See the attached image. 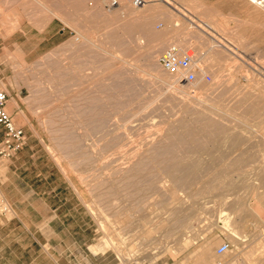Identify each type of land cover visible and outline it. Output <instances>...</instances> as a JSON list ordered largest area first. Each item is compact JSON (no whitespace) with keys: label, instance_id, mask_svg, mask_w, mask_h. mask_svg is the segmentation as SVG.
<instances>
[{"label":"rangeland","instance_id":"rangeland-1","mask_svg":"<svg viewBox=\"0 0 264 264\" xmlns=\"http://www.w3.org/2000/svg\"><path fill=\"white\" fill-rule=\"evenodd\" d=\"M105 1L0 0V81L8 112L25 133L11 158L16 208L0 216V264H196L206 248V264H264V188L255 180L264 174V10L247 0H147L142 7L119 0L108 9ZM138 27L157 38L147 42ZM118 37L124 45L131 39L130 51L109 42ZM169 44L193 49L199 66L192 83L160 68ZM84 61L111 68L77 70L75 62ZM105 83L114 91H104ZM91 91L112 95V107L103 109L112 118L99 130L80 113V93ZM253 101L260 115L242 120ZM197 111L244 140L177 143L169 135L182 122L204 132L192 121ZM172 157L207 166L223 157L218 166L225 167L245 160L238 169L232 162L236 170L230 167L222 189L207 191L202 185L212 171L199 170L191 184L172 183L162 170V158ZM8 162L0 161L4 181ZM231 228L247 241L237 245ZM223 242L231 248L217 256Z\"/></svg>","mask_w":264,"mask_h":264},{"label":"bare ground","instance_id":"bare-ground-1","mask_svg":"<svg viewBox=\"0 0 264 264\" xmlns=\"http://www.w3.org/2000/svg\"><path fill=\"white\" fill-rule=\"evenodd\" d=\"M120 6V5H119ZM121 8H124V7H121ZM263 10H264V7H261ZM123 10V9H122ZM131 12V11H130ZM124 13V12H123ZM130 15H132V14H130ZM115 18V17H114ZM114 21H115V19H113ZM113 20H111V21H113ZM117 20V19H116ZM124 24H126L125 22H124ZM127 25V24H126ZM125 25V26H126ZM131 25V24H130ZM124 26V28H126ZM128 29V28H127ZM126 29V30H127ZM129 29H131V28H129ZM138 29H140L141 30V32H144V35H145V38H147L146 39V41L148 42H152L153 40H154V38H157V35H156V32L155 31H152V30H148V29H143V28H141V27H138ZM128 31V30H127ZM124 32H125V30H124ZM131 32H133L132 30H131ZM129 33H130V30L127 32V34L129 35ZM126 34V35H127ZM132 34V33H131ZM130 34V35H131ZM160 35V34H159ZM196 35V34H195ZM194 35V36H195ZM171 38V37H170ZM88 39V38H87ZM110 39V38H109ZM109 39L107 38V40L109 41ZM144 40V39H143ZM143 40L141 41H139L138 43L140 44L139 45V47H144V46H142L143 45ZM129 41H131V39L129 40ZM128 41V43H130V45H131V43L132 42H129ZM109 42H111V43H113L114 45H116V46H121L122 47V49H123V51H130V49L132 48L131 46H133V45H129V44H127V45H124V44H122L121 43V40H120V38L118 37V38H114V39H110V41ZM154 42V41H153ZM174 43H176L177 44V42H174ZM214 43V42H213ZM122 44V45H121ZM213 44H211V46H212ZM210 46V45H209ZM218 47V46H217ZM156 48H159V46L158 47H156ZM211 48V47H210ZM214 48V46H212V48L211 49H213ZM209 49V48H208ZM210 49V50H211ZM216 49V48H215ZM211 51H214L215 52V50H211ZM213 54V53H212ZM214 56H215V54H214ZM213 57V56H212ZM150 60H148V62H149ZM153 60H151V62H152ZM150 62V63H151ZM76 63V68H77V70H80V68H81V66H89L90 64H97V66L98 67H103V66H106V65H108L109 64V62H105V63H100V62H97V61H94V62H91V63H88V62H75ZM153 63H154V61H153ZM153 63H151V64H153ZM67 64V63H66ZM147 66H148V63H147ZM152 67L153 66H156L155 64H153V65H151ZM197 66H199V65H197ZM55 68H56V66H55ZM89 68H90V66H89ZM106 68L108 69V68H111V67H108V66H106ZM148 68H149V66H148ZM154 68V67H153ZM154 70V69H153ZM157 71H161L160 69L159 70H157ZM113 72V71H112ZM115 72V71H114ZM109 73H111L110 71H109ZM157 74L159 73V74H161L160 72H156ZM111 74H113V73H111ZM61 75V74H60ZM113 75H115V74H113ZM62 76V75H61ZM104 76H106V75H104ZM112 76V75H111ZM84 77H86L85 76V74L83 73V75H81V79L82 78H84ZM108 77H110V76H108ZM127 77V76H126ZM129 77V76H128ZM127 77V78H128ZM73 78L74 77H71V80L73 81ZM116 78H117V76H116ZM121 78V77H120ZM123 78V77H122ZM124 78H125V76H124ZM131 78V77H130ZM176 78V77H175ZM80 78L78 77V75H76L75 76V78H74V84H76V82H75V80H79ZM114 79V78H113ZM113 79H112V77H111V80L113 81ZM118 79H119V77H118ZM60 80H62V78H60ZM108 80V79H107ZM107 80H105V81H107ZM128 80V79H127ZM130 80V79H129ZM128 80V81H129ZM134 80V79H133ZM103 81V80H102ZM114 81H116V79L114 80ZM121 81V80H120ZM108 82V81H107ZM106 82V83H107ZM117 82V81H116ZM115 82V83H116ZM122 82V81H121ZM78 83V82H77ZM101 83V85H102V82H100ZM99 83V84H100ZM105 83V85L103 84V88L105 89H103L104 91H106V89L108 90L109 88H111L112 89V87H109V85L111 86V85H113L114 83L113 82H108V83H112V84H106ZM118 83V82H117ZM126 83H128V82H126ZM130 83H131V81H130ZM129 83V84H130ZM128 84V85H129ZM119 85V84H118ZM117 85V86H118ZM134 84H132V86H133ZM179 85V87H183L184 85H181V84H178ZM119 86H121V85H119ZM118 86V87H119ZM125 86V85H124ZM130 86V85H129ZM94 87H95V85H94ZM113 87L115 88V85H113ZM126 87V86H125ZM124 87V88H125ZM131 87V86H130ZM129 87V88H130ZM132 88V87H131ZM127 89H128V87H127ZM134 89V88H133ZM132 89V90H133ZM100 90V89H99ZM110 90V89H109ZM113 91H114V89H112ZM118 91H120V88L119 89H117ZM123 90V89H122ZM103 91V92H104ZM126 91V90H125ZM124 91V92H125ZM101 92H102V90H101ZM103 92H102V94H103ZM109 92V91H108ZM108 92L105 94V95H101V93L99 94L97 91H91V92H86V93H80V96H81V98H82V100H83V106H82V108L80 109V113L82 114V115H84V117H86L89 121H90V123H91V129H98V128H102V125L106 122V121H108V120H110L111 118L110 117H106V116H103V114H104V112L106 111H104L103 109H104V107H108V106H110V105H112V104H110V105H107L106 104V98H108V99H110L109 97H110V95L111 94H109L108 95ZM117 92V91H116ZM129 91H127V93H128ZM111 93H113L112 91H111ZM119 93V92H118ZM123 93V92H122ZM122 93H120V94H122ZM115 94V93H114ZM123 95V94H122ZM112 96V95H111ZM114 96V95H113ZM118 96L119 95H117V98H118ZM115 97V96H114ZM116 98V97H115ZM115 98H114V100H115ZM245 98V97H244ZM118 99H120V98H118ZM241 100V102L243 101L242 100V98L240 99ZM246 100V99H245ZM253 100V99H252ZM104 101H105V104L107 105V106H104ZM108 101V100H107ZM110 101H112V99H110ZM15 102V101H14ZM118 102V101H117ZM123 102H125L124 101V99H123ZM251 102V101H250ZM13 103V102H12ZM111 103V102H110ZM239 103H240V101H239ZM243 103V102H242ZM244 103H246L245 101H244ZM103 104V105H102ZM118 104V103H117ZM14 105V104H13ZM120 105V104H119ZM124 105V104H123ZM123 105H122V108H123ZM110 107H112V106H110ZM114 107H115V104H114ZM113 107V108H114ZM118 107V106H117ZM120 107V106H119ZM125 107V106H124ZM121 108V107H120ZM119 108V109H120ZM108 109H109V107H108ZM124 109V108H123ZM103 110V111H102ZM120 110H122V109H120ZM109 111H111V108H110V110ZM115 111V110H114ZM125 111V110H124ZM201 112V111H200ZM200 112H198L197 111V113H199V114H197L196 115V118H195V120H192V121H195L196 122V120H197V122H196V125L198 124V121H199V124H200V126H199V129H201V130H204V132L203 133H201V131H200V134H199V130H196L195 129V127H193L192 125H190L189 123H191V124H193L191 121L190 122H180L181 123V125H179V128H180V132L179 133H177L178 131H176V133H175V131H174V133H172V131H171V133H172V135H169V136H172V138H173V140H177L176 142L178 143V141L179 142H181V143H183V144H185L184 142H190L191 140H197L196 142H198V140H202V139H204V140H206L207 138H208V140L209 139H211V141L212 140H216V139H218L219 141H221V139H222V141H221V143L223 142V140H224V138L225 139H227V140H225V141H227V142H229L230 141V143L231 142H233V143H239L241 140H244V137L243 138H241L240 140H239V137H238V135H242V136H244L243 134H239L238 133V135H236L235 136V134H237V133H235L234 135H232L233 133H232V131H230L232 134H230L229 132H225V131H228V127L226 128L225 126H223L222 124H221V122L219 121V123H216V121H213L212 119H214V118H212V119H210L209 117H211V116H208V114L206 115V114H201V116H200ZM202 112H204L203 110H202ZM107 113L109 114V112L107 111ZM188 113V112H187ZM102 114V115H101ZM108 114H107V116H108ZM134 114V113H133ZM189 114H190V112H189ZM240 114H242L241 116H242V120L243 119H252V118H254V117H257V116H259L260 115V111H259V109H258V107H257V105H256V102L255 101H253L252 103H250L249 105H245L244 107H243V109H242V113H240ZM104 115H106V114H104ZM206 115V116H205ZM203 116V117H202ZM204 116L206 117V119H204ZM136 117H137V115H136ZM207 117L209 118V119H207ZM248 117H250V118H248ZM114 118V117H113ZM87 119H86V121H87ZM179 120V119H178ZM85 121V122H86ZM109 122V121H108ZM177 122V121H176ZM178 123V122H177ZM243 123V122H242ZM109 124V123H108ZM113 124V123H112ZM110 126H112V125H110ZM110 126L108 125V127L110 128ZM104 127V126H103ZM125 127V126H124ZM127 128V127H126ZM166 128H168V127H166ZM197 128V127H196ZM226 128V129H225ZM170 130H172L171 128H169ZM198 129V128H197ZM99 130V129H98ZM105 130H106V128H105ZM108 130V129H107ZM130 130V129H129ZM174 130H176L175 128H174ZM230 130V129H229ZM258 130V129H257ZM198 131V132H197ZM69 132V131H68ZM103 132H104V130H103ZM108 132H109V130L107 131V134H108ZM128 132V131H127ZM72 133V132H71ZM105 133V132H104ZM110 133V132H109ZM125 133V132H124ZM170 132H169V134H171ZM225 133H229L230 135H228V134H225ZM66 134H68V133H66ZM116 134V133H115ZM249 134V133H248ZM260 134V133H259ZM74 135V134H73ZM101 135V134H100ZM104 135V134H103ZM120 135V134H119ZM123 135V134H122ZM226 135V136H225ZM245 135H247V134H245ZM261 135V134H260ZM259 135V136H260ZM66 136V135H65ZM108 136V135H107ZM115 136V135H114ZM118 136V135H117ZM121 136V135H120ZM119 136V137H120ZM128 136V135H127ZM126 136V137H127ZM67 137H70V135L68 136L67 135ZM164 137V136H163ZM249 137V136H248ZM253 137H254V135H253ZM262 137V136H261ZM116 138V137H115ZM118 138V137H117ZM124 138V137H123ZM171 138V137H170ZM206 138V139H205ZM246 139H247V137H245ZM75 139V138H74ZM77 139V138H76ZM76 139H75V143L77 142L76 141ZM109 139V138H108ZM108 139H105V140H108ZM164 139V138H163ZM229 139V140H228ZM261 139H263V138H261ZM73 140V139H72ZM71 140V141H72ZM102 140H104V139H102ZM110 140V139H109ZM113 140V139H112ZM118 140L120 141V139L118 138ZM125 140V139H124ZM217 140V141H218ZM250 140V139H249ZM252 140V139H251ZM254 141H255V139H253ZM258 140V139H257ZM264 140V139H263ZM210 141V142H211ZM218 141V142H219ZM224 141V142H225ZM113 142V141H112ZM116 142V141H115ZM122 142V141H121ZM124 142V141H123ZM191 142H193V141H191ZM242 142V141H241ZM240 142V143H241ZM244 142V141H243ZM78 143V142H77ZM110 143V142H109ZM259 144H262L261 142H258ZM112 144V143H111ZM116 144H117V142H116ZM246 144V143H245ZM248 144V143H247ZM246 144V145H247ZM113 145H115L114 143H113ZM112 145V146H113ZM123 145H124V143H123ZM229 145H232V144H229ZM238 145V144H237ZM245 145V146H246ZM111 146V145H110ZM118 146V145H117ZM121 146H122V144H121ZM240 146V145H239ZM123 147V146H122ZM122 147L120 148V145L118 146V148H120V149H122ZM244 147V146H243ZM124 148V147H123ZM163 149V151H160V152H164V150H165V148H162ZM169 149V148H168ZM168 149H166L167 151H168ZM243 149V148H242ZM264 150V149H263ZM155 151V150H154ZM229 151V150H228ZM123 152V151H122ZM230 152V151H229ZM233 152V151H232ZM262 153L264 152V151H261ZM157 153H159V151L157 152ZM262 153H260L261 155H262ZM224 154V153H223ZM222 154V155H223ZM227 154H228V152H227ZM230 154H231V152H230ZM244 154V153H243ZM233 155V154H232ZM245 155V154H244ZM247 155H249V154H247ZM264 155V154H263ZM227 156V155H226ZM234 156V155H233ZM232 156V157H233ZM246 156V155H245ZM153 158L151 159V160H156L155 159V157L154 156H152ZM163 157V156H162ZM167 157V156H166ZM249 157V156H248ZM140 159H142L141 157H139ZM150 158V157H149ZM149 158H148V160H149ZM165 158V157H164ZM164 158H162V160H167V161H165V165L162 167V163H161V167H162V170L163 171H165V172H167L170 176H171V178H172V183H173V180H175V181H178L180 184L182 183H186L187 181H190V179H191V176H194V174L197 172V174L199 175V173H200V171L202 170H207V171H212L211 172V174H210V181H209V179L205 182V180H204V184L202 185L203 187H205L206 188V190L208 191H211V190H213V189H218V188H220V189H222L223 187H224V185L223 184H225V183H223V180H224V176L226 175V173L228 172V170H230L231 168L230 167H234L232 170H234L235 169V164H237V166H236V169H238L237 167L239 166L238 165V162H243L244 160H245V158H237V157H235L236 159H232V162H235V164H232V162H231V164H230V167H225V166H218V165H220L219 163H221V161H222V159H223V157H219V158H211L210 160H209V164H208V166H207V164L205 163V162H202L203 164L205 163L206 164V166H202V163L200 164L199 163V161L200 160H190V159H188V160H186V159H178V158H176V159H174L175 157H172L173 159H171V158H166V159H164ZM151 160H150V163H152L151 162ZM157 160L159 161V158H157ZM157 160H156V162L154 163V164H156L157 163ZM234 160V161H233ZM143 161V160H142ZM169 161V162H168ZM136 162V161H135ZM145 162V161H144ZM144 162H140L139 161V163L138 164H140L141 163V166L142 165H144ZM167 162V163H166ZM198 162V163H197ZM223 162H224V160H223ZM237 162V163H236ZM146 163V162H145ZM159 163V162H158ZM208 163V162H207ZM138 164H136V165H138ZM153 164V163H152ZM227 164V163H226ZM135 165V166H136ZM232 165V166H231ZM141 166H140V168H141ZM153 166V165H152ZM241 167V165L239 166V168ZM133 167H131V169H132ZM142 168H143V166H142ZM141 168V170H143ZM146 168V165H145V167H144V169ZM153 168V167H152ZM154 169V168H153ZM235 169V170H236ZM134 170H137V169H135V167H134ZM156 170V169H155ZM200 170V171H199ZM131 171V170H130ZM231 171V170H230ZM261 171V170H260ZM164 172V173H165ZM205 174L204 175H207L206 173L207 172H204ZM262 173V174H261ZM261 173H259V175L257 176L256 175V179L255 180H257L258 182H257V184H260V186L261 187H259V189H261L262 187L264 188V174H263V172H261ZM159 174V173H158ZM209 174V173H208ZM201 175V174H200ZM199 175V176H200ZM202 175H203V172H202ZM196 176L197 175H195V178H193L192 177V179H191V183H192V180L194 179H196ZM226 177V176H225ZM171 178H169V180H171ZM190 178V179H189ZM199 177H197V179H198ZM202 178V177H201ZM189 179V180H188ZM207 179V178H206ZM147 180H151L150 178L149 179H147ZM152 180H154V179H152ZM236 180V179H235ZM196 181V180H195ZM195 181H193L194 183H195ZM231 181V180H230ZM145 181L143 180V182L142 183H144ZM154 182V181H153ZM152 182V183H153ZM227 182H229V180L227 181L226 180V184H227ZM233 182V180L231 181V183ZM148 183V182H147ZM171 183V182H170ZM189 184H191L190 182H188ZM188 183H186V184H188ZM230 183V184H231ZM236 182L234 181V183L233 184H235ZM242 183V182H241ZM246 183V182H245ZM175 184V183H174ZM183 184V185H184ZM202 184V183H201ZM243 184V183H242ZM242 184H241V186H242ZM147 185L148 184H146V189H148L147 188ZM195 185V184H194ZM199 185V184H198ZM227 185H229V184H227ZM227 185H225V186H227ZM149 186V185H148ZM154 186H155V183H154ZM164 186V185H163ZM162 186V187H163ZM188 186V185H187ZM186 186V187H187ZM201 186V185H200ZM233 185H230V187H228V188H231ZM246 186V185H245ZM244 186V184H243V187H245ZM167 187V186H166ZM199 187V186H198ZM197 187V188H198ZM234 187V186H233ZM240 187V186H239ZM155 189H156V187H154ZM195 188V187H194ZM167 189V188H166ZM202 189V188H201ZM200 189V190H201ZM204 189V188H203ZM233 189H235V188H233ZM196 190V189H195ZM198 190V189H197ZM189 191H190V189H189ZM194 191V190H193ZM172 192V191H171ZM196 192V191H195ZM194 192V193H195ZM262 195H263V197H264V191L262 192ZM179 217H182V216H179ZM183 219H181L180 221H179V223L182 221ZM177 221V222H178ZM176 222V223H177ZM184 222H185V219H184ZM184 222H182L183 224H184ZM179 223H177V225L179 224ZM182 223H180V226L182 225ZM230 235L233 237V239L235 240H237V245H240V244H242L243 242H245V241H247V236H240V234L235 230V229H233V228H231L230 229ZM108 241V240H107ZM101 245V244H100ZM104 245H105V243H104ZM105 246H107V245H105ZM207 250H209V249H204V250H202L201 252H199V253H197V263L196 264H206V262H207V260H206V253H207ZM260 264H263L262 263V261L260 262Z\"/></svg>","mask_w":264,"mask_h":264},{"label":"built area","instance_id":"built-area-1","mask_svg":"<svg viewBox=\"0 0 264 264\" xmlns=\"http://www.w3.org/2000/svg\"><path fill=\"white\" fill-rule=\"evenodd\" d=\"M257 7H264V0H247ZM147 0H130L133 7H142ZM119 5V0H106L105 7L115 8ZM160 68L168 75L176 77L177 81L185 80L192 83L196 79L197 63L193 49L182 48L176 44H169L162 51L158 58ZM207 82L211 79L204 77ZM9 92L0 81V161L12 158L23 147L25 143V133L23 127L17 126L8 112ZM11 207L2 195L0 189V216L8 215ZM231 245L228 242L221 243L215 254L221 256L229 251Z\"/></svg>","mask_w":264,"mask_h":264},{"label":"crops","instance_id":"crops-1","mask_svg":"<svg viewBox=\"0 0 264 264\" xmlns=\"http://www.w3.org/2000/svg\"><path fill=\"white\" fill-rule=\"evenodd\" d=\"M210 29V28H209ZM48 32V31H47ZM57 34L59 36H61V33L59 31H57ZM17 160V157L11 159H8V164L7 167L9 168V172H8V177L9 179H7V181H4L2 176L0 177V189L2 192L3 197L5 198V200L8 202V204L10 205L11 209L14 210V208H16L15 206V197H14V193L17 190V187L13 181V167H14V163ZM7 216V215H5Z\"/></svg>","mask_w":264,"mask_h":264}]
</instances>
